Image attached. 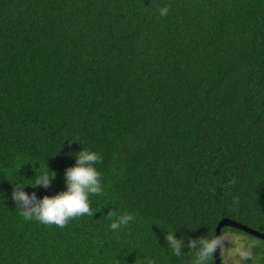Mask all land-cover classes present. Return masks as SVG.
I'll return each instance as SVG.
<instances>
[{
	"label": "trees",
	"instance_id": "1",
	"mask_svg": "<svg viewBox=\"0 0 264 264\" xmlns=\"http://www.w3.org/2000/svg\"><path fill=\"white\" fill-rule=\"evenodd\" d=\"M82 147L93 216L25 220L12 182L46 162L25 192L63 191ZM113 210L136 219L113 232ZM223 219L264 234V0H0V264H186L166 230Z\"/></svg>",
	"mask_w": 264,
	"mask_h": 264
},
{
	"label": "clouds",
	"instance_id": "2",
	"mask_svg": "<svg viewBox=\"0 0 264 264\" xmlns=\"http://www.w3.org/2000/svg\"><path fill=\"white\" fill-rule=\"evenodd\" d=\"M168 13V7L159 9L161 16H167ZM73 141L78 142L76 140L69 142ZM74 153L75 155L71 153L70 155L75 157V164L64 170L65 189L63 191L52 196L45 195L42 198H38L35 192H25L26 186L48 188L51 185L55 173L49 170L46 162L38 173L35 172V175L28 179L29 182L22 180L12 182L14 188L11 198L25 220L34 219L42 224L64 227L72 219L85 215L93 216L95 211L91 198L100 196L104 192L102 173L96 167L102 157L97 151L83 147ZM25 163L31 162L20 163L16 168L17 175L18 169ZM134 219L136 218L131 213L118 214L113 210L109 227L113 232H117ZM175 229L177 228L166 230V248L182 261L187 255L189 259L186 264H211L214 255L225 244V240L219 235L188 239L185 244L184 237L177 238L174 235ZM185 247L187 251L183 250ZM229 256L235 264H264V255L257 256L250 245L243 243L236 245ZM146 264H155V262L147 260Z\"/></svg>",
	"mask_w": 264,
	"mask_h": 264
},
{
	"label": "rangeland",
	"instance_id": "3",
	"mask_svg": "<svg viewBox=\"0 0 264 264\" xmlns=\"http://www.w3.org/2000/svg\"><path fill=\"white\" fill-rule=\"evenodd\" d=\"M223 239L225 240V244L221 247V259L223 264H235V262L230 259L229 254L236 245L243 243L250 245L253 249V247L259 243V239L257 238L244 233L232 232L231 230L228 231V234H226Z\"/></svg>",
	"mask_w": 264,
	"mask_h": 264
},
{
	"label": "water",
	"instance_id": "4",
	"mask_svg": "<svg viewBox=\"0 0 264 264\" xmlns=\"http://www.w3.org/2000/svg\"><path fill=\"white\" fill-rule=\"evenodd\" d=\"M225 226H229V227H235V228H238V229H241L243 231H245L246 233L248 234H251V235H254L255 237H258V238H262L264 239V234L256 231V230H253L245 225H242L238 222H235V221H231V220H228V219H223L222 221H220L219 225L217 226L216 228V233L215 235H219L221 236V229ZM221 248L220 250L214 255V260H215V264H221Z\"/></svg>",
	"mask_w": 264,
	"mask_h": 264
}]
</instances>
